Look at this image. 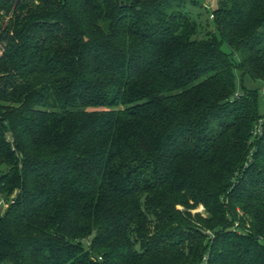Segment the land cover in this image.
<instances>
[{
  "label": "trees",
  "instance_id": "obj_1",
  "mask_svg": "<svg viewBox=\"0 0 264 264\" xmlns=\"http://www.w3.org/2000/svg\"><path fill=\"white\" fill-rule=\"evenodd\" d=\"M188 4L0 0V264H264V0Z\"/></svg>",
  "mask_w": 264,
  "mask_h": 264
},
{
  "label": "rangeland",
  "instance_id": "obj_2",
  "mask_svg": "<svg viewBox=\"0 0 264 264\" xmlns=\"http://www.w3.org/2000/svg\"><path fill=\"white\" fill-rule=\"evenodd\" d=\"M200 2V4L203 5H187V8L191 9V13L192 15L199 21L202 23H205L207 21V19H209L210 21H212V17H211V13L212 10L217 6V0H198ZM208 7H205L206 5ZM225 49H228L226 45H224ZM242 81L244 83V85L246 87L249 88H255L258 87L259 89H264V84L262 81L259 80H255L253 79L249 74H245L244 77L241 79V76L238 72V79H237V84H238V92H241L242 90ZM261 94V93H260ZM264 94H261L260 97V110L263 111L264 110ZM13 198V195H2L0 193V212H4L6 207L9 205V203L11 202V199ZM198 210H203V206H200L198 208Z\"/></svg>",
  "mask_w": 264,
  "mask_h": 264
},
{
  "label": "built area",
  "instance_id": "obj_3",
  "mask_svg": "<svg viewBox=\"0 0 264 264\" xmlns=\"http://www.w3.org/2000/svg\"><path fill=\"white\" fill-rule=\"evenodd\" d=\"M264 93V89L261 90ZM263 117H264V110H263ZM263 117L260 118L259 123L256 125L254 134H261L263 129H262V122H263ZM2 202V201H0Z\"/></svg>",
  "mask_w": 264,
  "mask_h": 264
}]
</instances>
